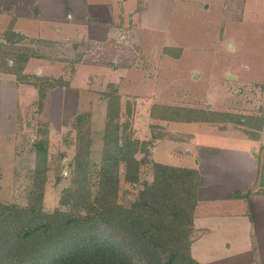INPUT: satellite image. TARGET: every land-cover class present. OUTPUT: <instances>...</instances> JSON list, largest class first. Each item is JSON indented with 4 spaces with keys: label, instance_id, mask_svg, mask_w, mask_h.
<instances>
[{
    "label": "crops",
    "instance_id": "0c3cea01",
    "mask_svg": "<svg viewBox=\"0 0 264 264\" xmlns=\"http://www.w3.org/2000/svg\"><path fill=\"white\" fill-rule=\"evenodd\" d=\"M212 4L207 7L226 17L225 0ZM249 4L238 3L244 16L255 18L250 23L260 29L256 47L264 48V6ZM176 5L177 0H0V162L2 140L16 137L18 114L34 98L50 99L65 127L90 112L82 109L95 97L98 105L99 92L119 78L127 80L130 94L147 96L154 87L156 94L160 83L135 67L143 63L141 54L153 49L154 57L161 51L162 41L156 44L155 35L171 30ZM260 75L215 80L225 86L223 94L202 97L200 108L173 100L160 104L165 115L175 108L183 115L193 110L192 120L150 113L158 117L155 121L185 127V141L177 140L176 146L167 138L154 141L152 157L196 174L190 240L200 264H264V73ZM34 79L43 83L40 94ZM53 80L69 86L51 87ZM161 142L172 146L174 162L163 160L161 153L156 158ZM0 170L2 178L1 164Z\"/></svg>",
    "mask_w": 264,
    "mask_h": 264
},
{
    "label": "rangeland",
    "instance_id": "374dc122",
    "mask_svg": "<svg viewBox=\"0 0 264 264\" xmlns=\"http://www.w3.org/2000/svg\"><path fill=\"white\" fill-rule=\"evenodd\" d=\"M212 2L217 3L218 0H177L171 30L165 35H155L156 44L160 45L162 41L161 51L154 57L153 49L141 54L144 60L141 65L135 67L136 72L160 83L161 87L156 94L153 85L143 90L149 91L154 87L149 91L150 95L138 97L130 94L127 80L119 78L103 91L100 89L101 99L98 98L100 100L98 105L95 104L97 102L95 97L89 104L87 103L88 108L82 109L90 112L85 113L89 117L83 120L80 127L74 126L77 117L65 127L60 126L61 118L59 119L58 111L53 113V104L47 97L44 102L40 101V98L32 99L24 114H18L20 124L16 137L11 135L1 143L0 201L21 205L29 202V194L33 190L32 183H39V180L41 182V177L45 176L42 174L40 177L38 174L35 177L38 160L44 155L43 151L42 154L36 147L40 141L44 142L48 157L45 165L46 179L41 182L43 186L41 188L44 190L43 206L45 210L51 212L61 207L60 201L65 190L73 186V176L77 172V164L81 158V147H85L87 139L92 141L86 157L91 163L93 173L91 184L94 185L93 194H96L98 189V186H95L98 182L96 175L102 169L105 136L112 133L115 124L120 127L118 133L120 142L127 134H132L142 141H152L148 146L151 152L148 159L154 161L152 157L154 141L167 138L171 139L170 142L174 146L180 140L185 141L184 126L169 120L166 122L153 120L158 117H152L151 114L159 113L162 116L164 115L162 112H166L160 104L173 100L200 108L202 97L210 96L211 93V98H216L223 94L222 89L225 86L217 85L219 82L215 80L231 79L228 77L234 74H240L244 78L261 76L260 74L264 73V48L256 47L260 29L250 23L255 18L251 13H248L249 17L243 15L238 5L239 0H225L226 17L218 9L210 8L213 6ZM256 5L264 6V0H250L249 6L255 8ZM167 50L178 54L177 57L180 59L167 53ZM153 82L155 81L151 83ZM32 83L37 86L40 94L43 83L36 82L35 79ZM48 83L51 87L69 86L67 82L56 80ZM170 94L172 95L169 96ZM117 95L119 117L111 120L108 114L116 108L117 100L114 96ZM156 122L161 125L160 128L158 125L154 126ZM107 123H111L110 127H107ZM162 143L156 149V158H159L158 154L161 153L163 160L174 162V156L169 152L172 146L167 144L168 142ZM144 155L145 153L140 152L138 158L143 159ZM142 170L141 180L151 183L153 181L151 163H145ZM124 171V168H121V173ZM140 188L142 187L138 184L122 181L121 201L124 203L134 201Z\"/></svg>",
    "mask_w": 264,
    "mask_h": 264
},
{
    "label": "trees",
    "instance_id": "16d2710c",
    "mask_svg": "<svg viewBox=\"0 0 264 264\" xmlns=\"http://www.w3.org/2000/svg\"><path fill=\"white\" fill-rule=\"evenodd\" d=\"M114 99L111 120L119 117V96ZM180 110L162 116L192 120L193 110H184V115ZM87 117L77 116L74 126L80 127ZM113 127L105 136L96 194L86 157L92 141L87 139L73 186L65 190L61 207L51 212L43 206L41 185L46 179L47 149L42 141L36 144L44 155L35 177L45 176L32 183L29 202L0 201V264H200L191 253L190 240L197 201L195 172L148 159L152 141L127 134L120 142V127ZM140 152L145 153L143 159L138 158ZM145 163L152 165L151 183L141 180ZM122 181L142 187L131 203L121 201Z\"/></svg>",
    "mask_w": 264,
    "mask_h": 264
}]
</instances>
